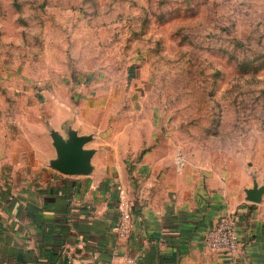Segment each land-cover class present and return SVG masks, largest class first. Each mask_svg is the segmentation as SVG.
<instances>
[{"label":"rangeland","instance_id":"374dc122","mask_svg":"<svg viewBox=\"0 0 264 264\" xmlns=\"http://www.w3.org/2000/svg\"><path fill=\"white\" fill-rule=\"evenodd\" d=\"M35 100L102 132L149 127L167 163L262 185L264 0H0V118Z\"/></svg>","mask_w":264,"mask_h":264},{"label":"crops","instance_id":"0c3cea01","mask_svg":"<svg viewBox=\"0 0 264 264\" xmlns=\"http://www.w3.org/2000/svg\"><path fill=\"white\" fill-rule=\"evenodd\" d=\"M30 106L0 118V264H264V194L247 201L252 185L239 191L213 168L167 163L149 127L127 134L116 121L102 132L77 105ZM72 132L88 137L87 174L53 166V135ZM123 212L132 222L121 238ZM222 216L236 224L232 255L205 246Z\"/></svg>","mask_w":264,"mask_h":264},{"label":"water","instance_id":"95a60500","mask_svg":"<svg viewBox=\"0 0 264 264\" xmlns=\"http://www.w3.org/2000/svg\"><path fill=\"white\" fill-rule=\"evenodd\" d=\"M87 141L88 137L77 136L74 132L70 133L68 141L53 135V145L59 158L53 163L54 168L65 174H87L90 171V152L82 149ZM245 193L247 201L259 203L264 194V184L258 185L254 181L252 187L246 189Z\"/></svg>","mask_w":264,"mask_h":264},{"label":"built area","instance_id":"2783aa9c","mask_svg":"<svg viewBox=\"0 0 264 264\" xmlns=\"http://www.w3.org/2000/svg\"><path fill=\"white\" fill-rule=\"evenodd\" d=\"M131 222V216L123 212L121 220L114 227L119 237H125ZM204 242L209 251H219L227 255H232L239 247V237L235 222L229 216L220 217L213 227L205 231ZM126 262L133 263L134 260L128 258ZM96 264L102 263L98 262Z\"/></svg>","mask_w":264,"mask_h":264}]
</instances>
